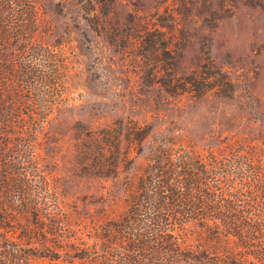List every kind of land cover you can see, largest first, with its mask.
<instances>
[{
  "label": "rangeland",
  "instance_id": "1",
  "mask_svg": "<svg viewBox=\"0 0 264 264\" xmlns=\"http://www.w3.org/2000/svg\"><path fill=\"white\" fill-rule=\"evenodd\" d=\"M33 2L65 64L59 110L35 145L60 227L119 214L161 136L205 147L264 134V0ZM205 69L214 79L191 91L184 79Z\"/></svg>",
  "mask_w": 264,
  "mask_h": 264
},
{
  "label": "trees",
  "instance_id": "2",
  "mask_svg": "<svg viewBox=\"0 0 264 264\" xmlns=\"http://www.w3.org/2000/svg\"><path fill=\"white\" fill-rule=\"evenodd\" d=\"M63 58L41 38L33 0H0V264H264V134L205 147L161 136L119 214L53 221L35 145L59 110ZM212 79L205 69L184 83L201 93Z\"/></svg>",
  "mask_w": 264,
  "mask_h": 264
}]
</instances>
